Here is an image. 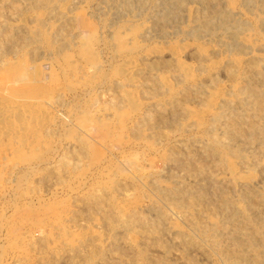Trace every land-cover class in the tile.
<instances>
[{"label": "rangeland", "instance_id": "1", "mask_svg": "<svg viewBox=\"0 0 264 264\" xmlns=\"http://www.w3.org/2000/svg\"><path fill=\"white\" fill-rule=\"evenodd\" d=\"M261 65L263 0H0V264H264Z\"/></svg>", "mask_w": 264, "mask_h": 264}, {"label": "bare ground", "instance_id": "2", "mask_svg": "<svg viewBox=\"0 0 264 264\" xmlns=\"http://www.w3.org/2000/svg\"><path fill=\"white\" fill-rule=\"evenodd\" d=\"M227 1V0H226ZM250 1V0H249ZM264 1V0H263ZM44 2L45 3H50L51 2V0H44ZM144 3V2H143ZM210 3H212V2H209V4H207V5H210ZM114 4H116V3H114ZM212 4H214V3H212ZM211 4V5H212ZM227 4V3H226ZM126 5V4H125ZM128 5V4H127ZM210 5V6H211ZM120 6V5H119ZM215 6V5H214ZM237 6V5H236ZM235 6V7H236ZM128 8V7H127ZM208 9V8H207ZM246 9V8H245ZM129 10V9H128ZM209 10V9H208ZM248 10V9H247ZM193 11V10H192ZM210 11V10H209ZM194 12V11H193ZM234 13H236V12H234ZM251 13V12H250ZM219 14V13H218ZM220 14H221V12H220ZM237 14V13H236ZM194 15H195V13H194ZM201 15V14H200ZM194 18V17H193ZM207 18V17H206ZM236 20H238V19H236ZM235 21V20H234ZM205 23V22H204ZM237 23V22H236ZM236 23H235V27L237 26L236 25ZM243 23H244V21H243ZM248 23V22H247ZM263 24V23H262ZM195 25H197V24H195ZM212 25V24H211ZM250 26V25H249ZM194 27V26H193ZM217 27V26H216ZM239 28V27H238ZM243 28H245V26L243 27ZM242 28V29H243ZM211 29V28H210ZM240 29V28H239ZM183 31H185V30H183ZM187 31V30H186ZM189 31V30H188ZM255 32V31H254ZM238 33V32H237ZM235 35V34H234ZM36 39V38H35ZM240 39H241V37H240ZM242 41H244V40H242ZM239 43V42H238ZM224 44V43H223ZM235 45V44H234ZM229 46V45H228ZM248 45H246V47H247ZM242 49V48H241ZM247 51V50H246ZM248 53H249V51H248ZM256 60V59H255ZM254 60V61H255ZM261 60V59H260ZM260 60H258V62L260 61ZM251 61L253 62V60L251 59ZM250 64V63H249ZM252 64V63H251ZM253 64H254V62H253ZM256 64V63H255ZM236 65H237V63H236ZM262 67L264 66V65H261ZM260 66V67H261ZM249 67V66H248ZM251 68V67H250ZM235 71V70H234ZM257 71V70H256ZM230 72V71H229ZM258 72V71H257ZM258 74H259V76H260V80H261V83L264 85V67H263V70H260L259 72H258ZM258 74H257V76H258ZM26 76V75H25ZM257 79H258V77H256ZM256 78H255V80H256ZM13 83V82H12ZM189 84V83H188ZM192 84H194V83H192ZM258 85H260V83L258 84ZM262 85V86H263ZM246 87H248V86H246ZM244 88V87H243ZM250 88V87H249ZM191 89V88H190ZM239 89V88H238ZM193 92V91H192ZM241 93H242V91H241ZM249 93V92H248ZM193 94V93H192ZM247 94V93H246ZM240 96V95H239ZM184 99V98H183ZM187 99V98H186ZM246 99V98H245ZM240 100V99H239ZM238 100V101H239ZM230 103V102H229ZM241 104V103H240ZM224 105H225V103H224ZM233 105V104H232ZM177 107V106H176ZM178 109V108H177ZM162 110V109H161ZM161 111H159L158 113H160ZM180 112V111H179ZM157 113V114H158ZM160 115H161V113H160ZM151 116V115H150ZM149 116V117H150ZM243 118H244V115H243ZM148 119V118H147ZM214 119H218V117L216 116V117H214ZM213 119V120H214ZM238 120H240V118L238 119ZM150 123H151V121H150ZM217 124V123H216ZM208 126V125H207ZM231 132V131H230ZM232 132H233V130H232ZM241 132V131H240ZM258 133V132H257ZM233 134V133H232ZM239 134V133H238ZM241 134V133H240ZM239 134V135H240ZM243 135V134H242ZM233 136V135H232ZM238 136V135H237ZM257 136H259V135H257ZM235 137V136H234ZM240 137V136H239ZM238 137V138H239ZM231 138V137H230ZM233 138V137H232ZM231 138V139H232ZM225 140H227V139H225ZM234 140V139H233ZM228 141V140H227ZM253 142V141H252ZM182 143V142H181ZM214 144H221L220 142H217V140H215V142H214ZM208 145V144H207ZM204 152V151H203ZM232 153V152H231ZM177 154H179V153H177ZM174 155V154H173ZM182 155V154H181ZM175 156V155H174ZM205 156V155H204ZM211 157H212V154H211ZM214 157V156H213ZM172 158H173V156H172ZM206 158V157H205ZM223 159V158H222ZM221 159V160H222ZM172 160V159H171ZM181 163V162H180ZM209 164V163H208ZM195 165V164H194ZM198 166V165H197ZM195 167H196V165H195ZM199 167V166H198ZM193 168V167H192ZM190 172V171H189ZM218 186V185H217ZM218 188H219V186H218ZM189 191V190H188ZM199 191H200V189H199ZM245 191V190H244ZM202 192V191H201ZM247 192V191H246ZM246 192H244V193H246ZM194 195V194H193ZM202 198H203V196H202ZM201 199V198H200ZM254 200V199H253ZM230 204V203H229ZM224 205H225V203H224ZM220 206V205H219ZM225 207V206H224ZM230 209H231V205H230ZM234 211H236L235 209H234ZM225 214V213H224ZM236 217V216H235ZM230 218H232V216L230 217ZM113 219V218H112ZM123 219V218H122ZM127 219V218H126ZM238 222H240V220H238ZM242 222V221H241ZM128 223H129V218L126 220V221H122L121 222V224L122 225H124V226H127L128 225ZM200 226V225H199ZM210 226V225H209ZM125 230H128V229H125ZM238 230V229H237ZM242 230V229H241ZM114 235V234H113ZM235 235V234H234ZM239 235V234H238ZM238 235H237V238H238ZM123 236V235H122ZM224 236V235H223ZM255 236V235H254ZM250 237H252L251 235H250ZM253 238V237H252ZM240 239H241V236H240ZM244 239V238H243ZM258 239V238H257ZM115 240V239H114ZM245 240V239H244ZM246 242V241H245ZM251 242V241H250ZM253 242V241H252ZM247 243V242H246ZM254 244V243H253ZM256 244V243H255ZM261 244V243H260ZM249 245V244H248ZM247 245V246H248ZM132 248V247H131ZM246 251H249V250H246ZM263 251H264V249H263ZM263 251H260V252H262L263 253ZM102 252V251H101ZM231 252V251H230ZM108 253V252H107ZM239 253V252H238ZM238 253H237V255L236 256H238ZM126 254V253H125ZM232 254V253H231ZM241 254V253H240ZM242 254H244V253H242ZM263 255V254H262ZM261 255V256H262ZM232 256V255H231ZM249 256V255H248ZM256 256V255H255ZM227 257V256H226ZM225 257V258H226ZM244 257V256H243ZM260 257V256H259ZM240 258V257H239ZM241 258H242V256H241ZM247 258H249V257H247ZM238 259V258H237ZM243 259V258H242ZM241 259V260H242ZM227 261H228V258L226 259ZM234 261V260H233ZM246 261V260H245ZM75 262V261H74ZM248 262V261H247ZM250 262V261H249ZM251 262L253 263H256V264H259V260H251ZM80 263V262H79ZM261 263H262V261H261ZM83 264V263H82ZM234 264V263H233ZM247 264V263H246ZM250 264V263H249Z\"/></svg>", "mask_w": 264, "mask_h": 264}]
</instances>
